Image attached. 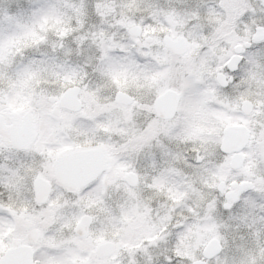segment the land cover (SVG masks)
I'll use <instances>...</instances> for the list:
<instances>
[{
  "label": "clouds",
  "instance_id": "9594fccd",
  "mask_svg": "<svg viewBox=\"0 0 264 264\" xmlns=\"http://www.w3.org/2000/svg\"><path fill=\"white\" fill-rule=\"evenodd\" d=\"M187 4L0 0V141L28 145L31 184L0 213L71 201L108 264H264V66L248 52L264 46V0ZM241 60V84L222 91ZM237 201L247 221L224 207Z\"/></svg>",
  "mask_w": 264,
  "mask_h": 264
},
{
  "label": "snow or ice",
  "instance_id": "6c2138e0",
  "mask_svg": "<svg viewBox=\"0 0 264 264\" xmlns=\"http://www.w3.org/2000/svg\"><path fill=\"white\" fill-rule=\"evenodd\" d=\"M187 7L195 11V0H188ZM248 52L251 62H258L264 66V46H255L248 49ZM246 70L245 60H241L235 69L226 68L224 70L226 77L220 83L221 90L230 93L234 87L239 86ZM126 118L129 121L135 120L141 128L145 125L143 115L136 117L133 111H128ZM4 122L5 117L0 112V134L4 131ZM8 123L10 135L19 133L22 126L15 118H10ZM225 133L227 136V129ZM233 143L237 147H243L239 138H234ZM5 147L0 141V197L6 192L22 196L25 194L26 186H31L25 174L28 159L23 155V151H20L27 149L28 145L11 139L7 151ZM60 167L62 173L69 179L74 178L75 165L72 162H66ZM41 180L42 177L35 178L38 198ZM84 191H88V188ZM224 207L225 209L230 207L231 213L239 219L244 221L249 219L242 201H237L231 206L226 204ZM225 215H228L227 211ZM91 219L85 214L83 207H77L71 201L45 205L39 216L24 217L16 213L11 215L0 213V264H108L106 258H102L95 249L85 244L82 233H86ZM261 223H264V216L261 217ZM239 235H244L243 231ZM230 254L239 258V253L234 249ZM261 257L264 258V249L261 250ZM173 264L176 262L173 261ZM248 264L258 262L253 258Z\"/></svg>",
  "mask_w": 264,
  "mask_h": 264
}]
</instances>
